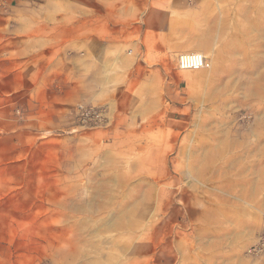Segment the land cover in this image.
I'll return each instance as SVG.
<instances>
[{
	"label": "rangeland",
	"instance_id": "374dc122",
	"mask_svg": "<svg viewBox=\"0 0 264 264\" xmlns=\"http://www.w3.org/2000/svg\"><path fill=\"white\" fill-rule=\"evenodd\" d=\"M105 1L0 0V264H264V36L212 82L97 58Z\"/></svg>",
	"mask_w": 264,
	"mask_h": 264
},
{
	"label": "crops",
	"instance_id": "0c3cea01",
	"mask_svg": "<svg viewBox=\"0 0 264 264\" xmlns=\"http://www.w3.org/2000/svg\"><path fill=\"white\" fill-rule=\"evenodd\" d=\"M103 4L110 11L90 19L87 25L97 58L109 56L118 40L131 48L128 63L141 55L176 59L182 53L200 52L212 62L213 69L208 73L211 82L219 74L218 69L230 65L231 60L254 57L251 53L255 51L256 37L264 36V8L248 3L106 0ZM83 28L80 20L75 22V38ZM3 59L0 56V74L9 77L19 73L17 68L4 66Z\"/></svg>",
	"mask_w": 264,
	"mask_h": 264
},
{
	"label": "built area",
	"instance_id": "2783aa9c",
	"mask_svg": "<svg viewBox=\"0 0 264 264\" xmlns=\"http://www.w3.org/2000/svg\"><path fill=\"white\" fill-rule=\"evenodd\" d=\"M176 64L181 70H199L209 68L211 61L203 53L191 52L178 55Z\"/></svg>",
	"mask_w": 264,
	"mask_h": 264
},
{
	"label": "bare ground",
	"instance_id": "6f19581e",
	"mask_svg": "<svg viewBox=\"0 0 264 264\" xmlns=\"http://www.w3.org/2000/svg\"><path fill=\"white\" fill-rule=\"evenodd\" d=\"M211 67V66H210Z\"/></svg>",
	"mask_w": 264,
	"mask_h": 264
}]
</instances>
